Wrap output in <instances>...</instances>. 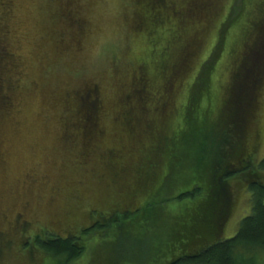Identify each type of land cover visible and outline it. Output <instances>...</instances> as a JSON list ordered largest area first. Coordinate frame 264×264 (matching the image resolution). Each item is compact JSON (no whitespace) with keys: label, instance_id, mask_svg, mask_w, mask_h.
I'll use <instances>...</instances> for the list:
<instances>
[{"label":"trees","instance_id":"16d2710c","mask_svg":"<svg viewBox=\"0 0 264 264\" xmlns=\"http://www.w3.org/2000/svg\"><path fill=\"white\" fill-rule=\"evenodd\" d=\"M9 1L10 13L0 24V128L12 121L17 106L18 89L27 85L25 76L22 80L23 74L19 69L17 56L7 41L6 25L12 11V2ZM78 2L59 0L57 3V0H54L52 5L47 0L50 8L48 18H55V13H60V18L52 20L43 36L50 44L52 43L51 48L47 46V50L50 48L49 53L47 52L49 54L47 62L50 63L49 67L61 69L62 75L54 80L55 88L60 86L63 89L69 84L74 85L73 89H75L95 82L100 85L97 88L92 85V94H85L69 105L65 103L63 89V115L60 118L62 133L66 132L63 118L72 115L75 125L83 128L87 141L109 151L121 150L124 162L115 167L114 173L116 176L122 175L124 180L114 179L113 182L115 191L122 195L129 194L133 186L131 176L134 169L136 165L144 162L138 155L140 149L137 146L149 143V152L144 158L147 172L157 170L158 173L163 174V180L156 190H150L148 184L146 185V197L142 202L144 206L141 210L144 213L158 210L164 212L169 210V205L176 203L182 220L170 242L165 243L160 250L159 258L162 259V264H262L260 254L264 253V182L261 180L260 172L264 171V161L255 166L253 173L247 174L252 203L250 215L242 220L234 237L219 238L232 206L233 192L230 181L253 168V163L246 164L250 159L248 149L256 147V150L259 141L256 139H259V131L255 128L257 119L252 121L253 126L249 129L238 111L229 115L234 107L242 103L245 91L252 96L255 90L258 89L262 93L264 90V56L258 50L262 22L259 5L245 6L242 9L240 17L233 22L225 34L222 50L217 55V49L221 48L220 33L224 31V24H219L216 35L208 41L196 70L187 79L180 97L175 102L171 100L165 89L157 90L153 86L145 69L154 68V60L159 59L158 51L164 50L168 43L179 37L169 30L168 25L157 26L154 32L149 31L148 28L142 31L140 28L134 30L133 54L130 60L138 66V71L116 76L115 80H119L116 85H113L114 81L110 82L105 77L108 81L107 85L115 91L111 106L107 108L109 105L102 96L104 81H84V84L81 83L80 78L67 73L71 62L68 63L65 59L80 60L84 41L86 26L78 15L81 13L77 7ZM143 8H138L139 17L144 13L145 18H149L157 9L167 12L163 2L153 4L152 0H147ZM60 21L66 23L68 28L73 26L72 30H59L53 26ZM235 54H239L238 60ZM213 56H216L215 63L207 72L206 78L201 80L199 71ZM113 72L117 74L116 69ZM49 76L51 74H45L44 79H49ZM73 78L77 79V82ZM141 83L147 86L149 102L147 110L138 109L136 106L137 92L146 90L138 87ZM119 102L125 107L126 122L131 121V129L125 130L122 124H117L115 118L124 115L120 111L116 112ZM151 106L155 107L151 109ZM153 115H163L164 120H160L159 124L155 125L151 119ZM255 115L259 116V110ZM69 128L74 127L70 124ZM109 129L113 135L110 145H107L102 141L103 135ZM87 132L94 134L92 139L87 138V135H90ZM62 133L59 142L63 137ZM251 140L255 144H252ZM56 151H59L58 148ZM70 175L67 176L68 181L65 184L71 182ZM147 179L150 180V177ZM94 185L99 184L95 182ZM99 187L102 188L101 184ZM56 190L57 187L50 194ZM131 197L130 195L126 197L129 206L117 211L111 210L112 206L107 204L106 200L102 202L106 210H111L110 214L105 220H101L98 226L84 227L81 234H78L81 237L72 233L70 237L64 238L56 232L47 234L45 238L37 236L34 242L43 252L53 248L61 250L68 257L67 264H70L86 251V244L81 239L84 237L83 234L108 230L107 223L114 224L117 231L126 228V221L140 211L136 208L128 209L134 206ZM52 202L51 197L49 204L52 205ZM113 214H117V220L112 218ZM63 216L55 219L54 224L58 225L62 222L61 219H66V216ZM185 218L189 220L185 221ZM67 219L74 223L73 217L69 216ZM64 222L66 221L63 220ZM183 222L186 223L185 227ZM190 223L191 226L186 229ZM78 226L79 224L72 228H79ZM241 232L249 238V243L241 245L229 242L235 241ZM210 241L212 243L205 244ZM115 264L128 263L120 259Z\"/></svg>","mask_w":264,"mask_h":264},{"label":"rangeland","instance_id":"374dc122","mask_svg":"<svg viewBox=\"0 0 264 264\" xmlns=\"http://www.w3.org/2000/svg\"><path fill=\"white\" fill-rule=\"evenodd\" d=\"M48 1L54 5V0ZM77 1L81 12L78 15L86 27L80 60L74 58L69 61L68 57L65 59L68 63L71 62L67 73L80 78L81 83L104 81L102 96L109 108L115 91L107 85L108 81L105 79L114 81L113 85H116L119 81L115 80L116 76L138 71V66L131 63L130 59L133 54V31L140 28L137 23L140 19L138 8L142 7L138 0H129L126 7L119 8L115 5L109 6L104 0H96L95 3L93 0ZM11 2L12 11L6 25L7 41L17 56L19 69L23 74L22 80L25 76L27 85L18 89L17 106L12 121L0 128V264H32L35 254L42 251L34 242L37 236L45 238L47 234L58 232V235L66 238L72 233L81 234L84 227L98 226L111 210L117 211L129 206L126 202L128 195L132 196L133 200L130 201L134 203L128 209L136 208L140 211L126 221V228L117 231L114 224L107 223L108 230L83 234L81 239L86 244V251L70 264H115L120 259L128 264H162L160 250L165 243L170 242L182 220L176 203L169 205V210L164 212L158 210L144 213L141 210L146 197V185L148 184L150 190H156L163 180V174L157 170L147 172L144 158L149 152V143L137 146L140 149L138 155L144 162L136 165L134 169L131 176L133 186L129 194L116 192L114 179L124 180L122 175L116 176L114 173L115 167L124 162L121 150L109 151L87 141L83 128L75 125L72 115L63 118L66 123L64 133L60 122L64 90L65 103L69 105L85 94H92L91 86L97 88L100 83L82 85L75 89L74 85L69 84L64 90L60 86L55 88V81L62 73L60 68L49 67L50 63L47 61L52 43L43 36L52 20L60 18V13H55V18H48L50 8L47 0ZM10 4L9 0H0V24L7 19ZM59 8L61 9V5ZM53 26L65 31L72 30L73 27L68 28L61 21ZM47 46L50 47L49 50ZM162 51H158V57ZM234 56L238 60L239 54ZM115 69L117 74L113 72ZM45 74H51L49 79H44ZM73 80L77 82V79ZM42 83L45 86H39ZM154 107L151 106V109ZM119 111L124 115L115 118L117 124H122L125 130L131 129L132 123L126 122L125 107L120 102L116 107V112ZM162 116L153 115L151 119L158 125L160 120H164ZM70 124L74 128H69ZM255 128L259 131V139L256 138L259 140L257 149L249 147L250 159L246 162L253 163V168L243 174L245 178L239 175L230 181L232 206L220 239L234 237L242 220L252 211L247 174L253 173L255 166L264 161V106L259 109ZM109 131L111 130L105 132L102 141L107 145H110L113 135ZM61 133L63 137L59 142ZM91 135H87V138L92 139L94 134ZM251 142L255 144L253 140ZM142 146L144 147L141 148ZM69 174L71 182L65 184ZM260 176L264 182V171L260 172ZM95 182L101 184L102 188L94 185ZM55 187L57 190L50 194ZM50 195L53 199L52 205L49 204ZM105 200L112 206L109 211L102 203ZM61 216H66V219H61L62 222L55 225L53 221ZM69 216L73 217L75 224L68 221ZM116 216L117 214H113L112 218L117 220ZM63 220L66 222L63 223ZM187 220L189 218H185ZM78 224L79 228L73 229ZM183 226H186L185 222ZM190 226L191 223L186 229ZM125 246L134 249L131 256L119 254L118 249ZM260 257L264 264V253ZM36 264L40 262L37 260ZM47 264H52V261L49 259Z\"/></svg>","mask_w":264,"mask_h":264},{"label":"snow or ice","instance_id":"6c2138e0","mask_svg":"<svg viewBox=\"0 0 264 264\" xmlns=\"http://www.w3.org/2000/svg\"><path fill=\"white\" fill-rule=\"evenodd\" d=\"M96 0H93L95 3ZM109 6L115 5L117 8L126 7L129 0H104ZM141 7L147 0H138ZM153 4L164 3L167 12L157 9L156 13L145 18L144 13L140 14L138 25L142 31L148 28L149 31H156L157 26L168 25L169 30L175 33L179 39L167 44L159 59L155 62L154 68H146V74L157 90L165 89L173 102L180 97L181 90L192 72L196 70L200 61V56L204 52L208 41L216 35L219 24H224V31L220 33L221 48L217 49V55L222 50L225 34L233 22L240 17L245 6L259 5L260 8V33L258 50L264 56V0H152ZM229 11L231 15L229 16ZM227 21V23H224ZM216 56L207 61V64L199 71L200 79L206 78L207 72L215 63ZM145 91H138L136 94V105L138 109L147 110L148 95L147 86L138 84ZM198 92V89L196 90ZM195 94V93H194ZM264 106V93L255 90L252 96L247 91L243 93V101L238 107H234L233 115L238 111L247 128H251L252 121L258 119L255 113ZM264 159V157H262ZM230 243L247 244L249 238L241 232L235 241ZM134 249L128 246L118 249L122 256H131ZM52 264H67L66 257L61 250L51 249L47 252H38L33 258L32 264L38 260L40 264H47L48 260Z\"/></svg>","mask_w":264,"mask_h":264}]
</instances>
